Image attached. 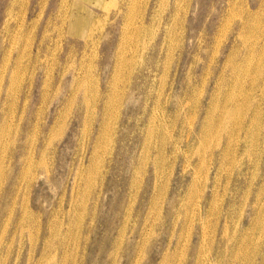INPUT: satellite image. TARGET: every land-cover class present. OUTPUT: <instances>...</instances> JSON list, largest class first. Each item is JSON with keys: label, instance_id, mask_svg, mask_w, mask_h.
<instances>
[{"label": "rangeland", "instance_id": "rangeland-1", "mask_svg": "<svg viewBox=\"0 0 264 264\" xmlns=\"http://www.w3.org/2000/svg\"><path fill=\"white\" fill-rule=\"evenodd\" d=\"M0 264H264V0H0Z\"/></svg>", "mask_w": 264, "mask_h": 264}, {"label": "bare ground", "instance_id": "bare-ground-1", "mask_svg": "<svg viewBox=\"0 0 264 264\" xmlns=\"http://www.w3.org/2000/svg\"><path fill=\"white\" fill-rule=\"evenodd\" d=\"M157 33V32H156ZM199 213V212H198ZM199 216V215H198ZM201 222V221H200Z\"/></svg>", "mask_w": 264, "mask_h": 264}]
</instances>
